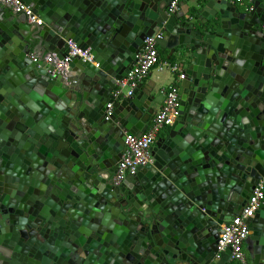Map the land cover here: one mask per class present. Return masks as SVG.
Returning <instances> with one entry per match:
<instances>
[{
    "label": "water",
    "instance_id": "obj_1",
    "mask_svg": "<svg viewBox=\"0 0 264 264\" xmlns=\"http://www.w3.org/2000/svg\"><path fill=\"white\" fill-rule=\"evenodd\" d=\"M21 1L43 24L0 4V264H229L222 228L264 182V0ZM156 34L179 114L115 185L158 111L112 93ZM246 225L264 264V208Z\"/></svg>",
    "mask_w": 264,
    "mask_h": 264
},
{
    "label": "built area",
    "instance_id": "obj_2",
    "mask_svg": "<svg viewBox=\"0 0 264 264\" xmlns=\"http://www.w3.org/2000/svg\"><path fill=\"white\" fill-rule=\"evenodd\" d=\"M232 1L235 4H243L247 0ZM0 4L11 8L15 13L25 15L30 24L37 26H42L43 24L42 20L21 0H0ZM177 6V1H173L169 6V13L175 12ZM161 38V34L145 38L144 49L138 56L134 67L121 80L116 82L112 93L114 100L130 97L154 68H158L159 70L165 68L173 75H176L179 69L176 63L159 59L157 41ZM68 45L70 49L68 57L78 56L83 60L91 62L88 49H78L71 41L68 42ZM159 93L164 96L163 105L150 121L147 131L140 136H128L125 138L124 151L114 175V183L116 185L120 184L125 176L133 175L138 167H142L150 162V148L153 146L159 132L164 128H169L178 117L179 99L176 82L163 88ZM111 110L112 103H109L107 105L106 119L110 116ZM262 208H264L263 181L258 183L253 190L247 207L243 210L242 214L233 218L222 228L217 249L219 252L230 250V262L248 264L244 253V243L248 239L246 220Z\"/></svg>",
    "mask_w": 264,
    "mask_h": 264
},
{
    "label": "crops",
    "instance_id": "obj_3",
    "mask_svg": "<svg viewBox=\"0 0 264 264\" xmlns=\"http://www.w3.org/2000/svg\"><path fill=\"white\" fill-rule=\"evenodd\" d=\"M236 5H238L240 8H244V6L249 5V0L245 1V3H243V4H236ZM190 14H191V11L189 12L188 15H190ZM165 53L167 54V52H165ZM162 59H164V58H162ZM171 62L174 63L175 61H171ZM176 79H177L176 75H173L169 70H167L165 68H163L161 70H159L158 68H154L149 73L147 78L140 84V86H141L140 90L141 91L143 90L148 96H155V100L153 102V107L157 111H159V109L162 107L163 101H164V96L160 95V93H159L160 90L172 85L174 82H176ZM167 131H168V128L162 129L159 132L157 137L166 135ZM247 242H248V239L244 243V253H245V255H247L248 264H250L249 255H248L247 246H246ZM232 263L233 262H230L229 264H232Z\"/></svg>",
    "mask_w": 264,
    "mask_h": 264
},
{
    "label": "trees",
    "instance_id": "obj_4",
    "mask_svg": "<svg viewBox=\"0 0 264 264\" xmlns=\"http://www.w3.org/2000/svg\"><path fill=\"white\" fill-rule=\"evenodd\" d=\"M162 53H163V52H161V51L158 49L159 59H160V60H165V59H162V58H161V54H162ZM171 61H172V60L170 59L169 62H171ZM174 83H175V82H174Z\"/></svg>",
    "mask_w": 264,
    "mask_h": 264
},
{
    "label": "rangeland",
    "instance_id": "obj_5",
    "mask_svg": "<svg viewBox=\"0 0 264 264\" xmlns=\"http://www.w3.org/2000/svg\"><path fill=\"white\" fill-rule=\"evenodd\" d=\"M161 57L164 58V59H166L167 54H166L165 52H163V53L161 54ZM246 257H247V255H246ZM232 264H235V263H232Z\"/></svg>",
    "mask_w": 264,
    "mask_h": 264
},
{
    "label": "flooded vegetation",
    "instance_id": "obj_6",
    "mask_svg": "<svg viewBox=\"0 0 264 264\" xmlns=\"http://www.w3.org/2000/svg\"><path fill=\"white\" fill-rule=\"evenodd\" d=\"M155 143V142H154ZM154 145V144H153ZM116 171V170H115ZM114 175H115V172H113V181H114ZM125 178V177H124ZM122 182V181H121ZM115 184V183H114ZM116 185V184H115ZM119 185V184H118Z\"/></svg>",
    "mask_w": 264,
    "mask_h": 264
}]
</instances>
